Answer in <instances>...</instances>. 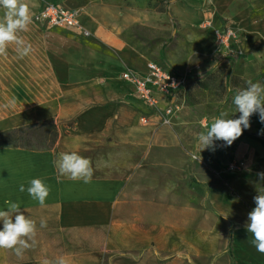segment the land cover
Here are the masks:
<instances>
[{"label": "crops", "instance_id": "1", "mask_svg": "<svg viewBox=\"0 0 264 264\" xmlns=\"http://www.w3.org/2000/svg\"><path fill=\"white\" fill-rule=\"evenodd\" d=\"M45 1L77 10L81 25L89 32L84 36L75 29L54 27L47 33L43 60L54 88L67 93L85 89L96 96L83 97L69 109L60 106L58 121L73 118V124H59L50 147L0 146V208L5 207L7 199L17 201L24 214L37 222L34 245L19 257L12 250L0 249V264H42L58 257H65L69 264H102L109 252H144L152 241L155 251L162 252L165 235L172 238V250H177L179 237L190 236L189 245L194 246L197 237L215 253L227 229L229 249L219 248L218 252L224 255L229 250L228 264H264V254L252 245V235L243 222L230 224L225 217L212 218V211L203 210L198 212L194 226L187 223L184 227L189 217L196 221L197 211L181 206L189 201L190 194L181 192L180 183L184 176L196 175L194 165L181 157L197 154V134L180 130L196 119L189 120L183 109L171 117L170 124H164L161 116L144 104L141 111L140 106L115 100L112 95H99L106 74L113 69L143 72L152 61L129 44L123 32L135 24L158 30L164 22L163 12L121 7L105 0H26L31 14ZM216 27H231L237 37L240 35L229 19L221 20ZM163 59L171 61L168 56ZM119 72L115 74L117 79ZM142 117L145 122L140 121ZM223 144L215 141V149L203 150L198 160L213 166ZM73 151L92 161L91 182L59 175L54 159L61 152ZM33 178H41L50 188L44 207L27 191H19L21 184L27 188ZM207 193L202 200L214 206L233 204L220 213L248 220L250 211L235 199L224 195L211 199V191ZM42 218L47 221L45 228L39 227Z\"/></svg>", "mask_w": 264, "mask_h": 264}, {"label": "rangeland", "instance_id": "2", "mask_svg": "<svg viewBox=\"0 0 264 264\" xmlns=\"http://www.w3.org/2000/svg\"><path fill=\"white\" fill-rule=\"evenodd\" d=\"M105 1L121 7L163 12L164 22L158 30L135 24L123 32L124 39L139 52L145 53L146 58L159 65L185 72L190 78H195V81L214 74V77L208 80L206 88H199L195 82L190 86V94L195 102L186 95L184 107L180 111L186 109V117L196 120L183 124L188 127L182 128V133L206 132L221 112L228 113L233 119L238 118L240 114L236 113L232 103L237 90L246 87L249 80L264 84V0ZM31 15L33 17L34 14ZM3 16L4 10L0 8V19ZM223 19L231 20L240 32L238 42L228 51L214 47L213 29L218 28L216 25ZM54 29L56 28L45 29L34 23L32 18L27 31L19 33L26 44H31L30 54L20 58L16 45L10 44L8 55L0 56V138L9 131L20 129L21 133L13 143L28 144L31 148L50 147L59 124H73V118L58 121L60 106L69 109L75 101L83 97L96 96L92 91L85 89L67 93L54 88L53 77L48 75L49 68L43 60V54L46 52L44 38ZM165 56L171 61H165ZM120 70L113 69L106 74L99 95L104 98L112 95L115 100L138 105L144 111L143 104L134 97L130 85L115 77ZM250 125L231 146L223 144L215 155L216 162L213 166L200 162L198 158L194 159L193 152L181 157L183 160L187 158L185 161L194 165L196 175V178L184 176L180 183L181 192L190 194L189 197L186 196L189 201L181 203V206H189L197 211V218H194V214L192 216L196 221L189 217L184 221V227L187 223H193L194 226L199 220L200 211H212V218H224L225 215L219 210L233 206L229 202L214 206L202 200L201 196H205L207 192L209 194L211 191V199L219 195L235 199L237 204H242L248 211L255 207L254 197L258 193L264 194V179L258 175L264 173V123L260 122L258 114H253L250 117ZM242 156L246 158V164L241 170L226 171V165L230 161ZM225 217L230 224L247 223V219ZM227 230L221 238L220 246L217 245L218 250L229 249ZM191 239L190 236L179 237L177 250H172V238L165 235L162 252L155 251L152 241L144 252H109L102 264H214L216 261L215 264H228L231 261L229 250L227 253L225 251L224 255L218 250L211 253L204 247L203 240L194 237L192 246L188 244ZM219 257L223 259L220 261Z\"/></svg>", "mask_w": 264, "mask_h": 264}, {"label": "clouds", "instance_id": "3", "mask_svg": "<svg viewBox=\"0 0 264 264\" xmlns=\"http://www.w3.org/2000/svg\"><path fill=\"white\" fill-rule=\"evenodd\" d=\"M0 8L4 10V16L0 19V56L8 55L10 44L16 45L20 58L28 56L32 51L31 44H26L19 33L27 31L32 22L29 4L26 0H0ZM14 102L13 100L12 103ZM232 103L236 113L240 114L239 117L228 118V113L221 112L214 118L208 130L196 136L197 154L193 156L194 159L201 160V152L205 149L214 150L215 141H223L226 146H231L245 129L250 128V117L253 114H258L260 122L264 123V84L247 81L246 87L237 90ZM53 164L62 177L84 183L92 180V161L75 151L59 153ZM258 175L264 179V173ZM19 191H27L41 207L45 206L50 194L49 186L41 178L31 179L27 188L21 184ZM254 203L255 207L248 213L245 227L252 235L251 243L256 251L264 254V194L258 193L254 197ZM4 205V208H0V222L3 225L0 229V249L12 250L19 257L34 245L37 222L24 214L19 202L7 199ZM39 227H47V221L42 218ZM42 264H69V261L65 257H58L55 260H44Z\"/></svg>", "mask_w": 264, "mask_h": 264}, {"label": "built area", "instance_id": "4", "mask_svg": "<svg viewBox=\"0 0 264 264\" xmlns=\"http://www.w3.org/2000/svg\"><path fill=\"white\" fill-rule=\"evenodd\" d=\"M32 18L34 23L45 29L63 27L89 35L79 21L78 11L59 2H43ZM213 38L214 47L218 50L228 51L238 42L236 31L231 27L223 30L214 28ZM118 78L129 84L134 97L160 115L164 124H170L169 118L184 107L190 82L187 73L169 70L154 61H149L143 72L127 69L120 72ZM140 121L145 122L143 117ZM245 164V157L235 158L226 165V171L241 170Z\"/></svg>", "mask_w": 264, "mask_h": 264}, {"label": "trees", "instance_id": "5", "mask_svg": "<svg viewBox=\"0 0 264 264\" xmlns=\"http://www.w3.org/2000/svg\"><path fill=\"white\" fill-rule=\"evenodd\" d=\"M214 77V74H209L208 76L204 77V79H198L197 81H195V78H190V82L188 84V88H187V97L189 99H191L192 101H194V98L192 97V95L190 94V86L192 85L193 82L197 83V86L201 89L206 88L207 87V83L209 82V79H212ZM233 79H235L236 77H232ZM195 102V101H194ZM21 133V130L19 129H15L12 131H9L7 133H5L3 136H1L0 141L2 143V146H19V147H25V148H31L29 147V145H19L17 143H13V141L17 140V136L19 137ZM57 136V133L55 135V138ZM55 140V139H54ZM54 142V141H53ZM53 144V143H52ZM48 148V147H47Z\"/></svg>", "mask_w": 264, "mask_h": 264}]
</instances>
